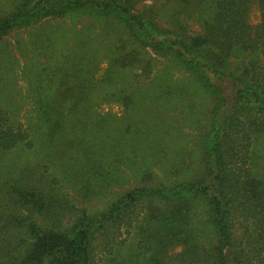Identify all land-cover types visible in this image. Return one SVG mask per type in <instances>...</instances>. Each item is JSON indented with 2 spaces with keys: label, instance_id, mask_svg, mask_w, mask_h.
<instances>
[{
  "label": "rangeland",
  "instance_id": "rangeland-1",
  "mask_svg": "<svg viewBox=\"0 0 264 264\" xmlns=\"http://www.w3.org/2000/svg\"><path fill=\"white\" fill-rule=\"evenodd\" d=\"M30 1L0 0V20ZM55 1L61 7L69 0ZM152 6L160 32L173 29L179 18L185 20L182 30L188 36L199 32L198 18L207 19L214 10L210 0L206 6L140 0L134 13L145 17ZM259 20L254 6L249 23L255 26ZM112 29L116 34L106 35ZM39 36L51 40L52 46L46 39L40 43ZM120 53L129 58L124 67L112 63ZM81 63L96 66V72L85 77ZM216 99L214 90L172 54L137 44L112 17L82 11L62 18L41 15L1 37L0 107L29 138L15 149L0 151V213L8 221L0 238L9 253L0 264H15L28 254L30 223L40 232L71 237L82 212L92 222V264H202L205 251L216 243L203 203H191L190 208L183 204L181 223L172 226L179 239L187 237L190 252L182 240L167 245L162 230L155 238L160 254L139 255L145 231L157 233L156 223L163 226L168 209L178 207L166 204L157 193L146 195L129 214L136 219L129 233L128 217L117 228L99 224L110 206L142 181L148 188L170 189L203 175L205 147L211 144L217 121L211 113ZM220 111V123L234 114L245 121L251 117L248 110L236 112L226 101ZM252 136L250 164L260 179L264 133ZM143 167L148 173L137 181ZM242 238L235 231L223 249L231 259L242 256Z\"/></svg>",
  "mask_w": 264,
  "mask_h": 264
},
{
  "label": "trees",
  "instance_id": "trees-1",
  "mask_svg": "<svg viewBox=\"0 0 264 264\" xmlns=\"http://www.w3.org/2000/svg\"><path fill=\"white\" fill-rule=\"evenodd\" d=\"M138 1L140 0H69L57 7L55 0H33L24 7L16 9L15 6L13 15L1 17L0 39L18 25L41 15L62 18L68 12L82 11L116 19L131 32L137 44L169 52L192 71L208 90H214L217 98L211 111L217 121L212 126L211 144L205 147L207 161L205 160L203 175L195 182L170 189L148 188L142 181L143 186L127 192L125 197L110 206L99 227L108 225L109 228H117L123 223V218L128 217L129 233L131 224L136 222L129 214L142 198L157 193L163 202L177 203L178 207L175 205L168 209V215L162 219L163 226L156 223L153 230L157 233L151 236V232L145 231L148 236L141 240L144 245L140 243L137 246L139 255L153 257L160 254L156 249L157 245L155 247V238L162 230L166 234L164 239L167 240V245L182 240L190 252L187 237L179 239L172 226L177 222L181 223L180 219L186 209L183 204L189 207L191 203L200 202L205 206L216 240L215 245L205 251L202 264H264V175L260 179L256 178L250 164L252 133H264V0H210L214 7L213 14L207 19L198 18L200 30L191 36L182 30L185 28V20L179 18L173 29L160 32L155 22L158 16L153 10L155 7L144 11H149L145 17L136 15L134 7ZM184 1H192L197 6H206L209 2ZM254 6L260 12V20L257 25L252 26L249 18ZM112 28L116 29V26ZM114 29L106 32V35L116 34ZM44 39L47 45L52 46L53 43L48 38L39 36L37 40L43 43ZM254 56L260 60H254ZM128 59L120 53L112 63H115L114 66L124 67ZM83 64L85 63H81L80 68L82 73H86L85 77L96 72V66L85 67ZM224 101L231 102L236 112L248 110L251 117L245 121L234 114L220 123V109ZM28 138V133L16 126L0 107V151L15 149L26 143ZM147 173L145 167L139 168L137 181L142 180ZM8 195L12 193L9 192ZM21 201L23 202L22 199ZM59 206L61 209L62 206ZM158 212L161 213L160 209ZM80 216L77 231L71 237L55 231L40 232L36 223H30L27 226L30 251L22 260H16L15 264H92V222L85 213L82 212ZM7 223L0 213L1 232L7 231ZM237 230L243 235L238 246L245 243L246 248L242 251V256L231 259L230 254L224 253L223 249L229 246L230 237ZM6 247V241L0 238V260L9 255ZM196 262L192 260L188 264Z\"/></svg>",
  "mask_w": 264,
  "mask_h": 264
}]
</instances>
